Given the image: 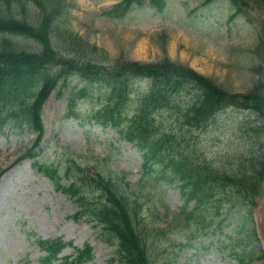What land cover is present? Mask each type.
Returning a JSON list of instances; mask_svg holds the SVG:
<instances>
[{"label":"rangeland","instance_id":"374dc122","mask_svg":"<svg viewBox=\"0 0 264 264\" xmlns=\"http://www.w3.org/2000/svg\"><path fill=\"white\" fill-rule=\"evenodd\" d=\"M203 1L166 0L162 14H156L155 10L141 5L135 7L128 17L116 22L109 20L106 15L116 0H64L66 19L73 35L103 47L109 61L124 58L152 63L169 56L175 64L190 66L230 92H245L258 78L250 70L259 64V59L254 60V56L248 53L256 51L260 37L264 38V10L261 8L252 12L253 22L240 27L239 33L218 34L225 25L217 21V11L200 6ZM27 14L35 16L32 7H27ZM263 63L262 59L260 64ZM133 85L137 83L133 82ZM61 86L67 88V92L74 90L76 104L83 110V116L84 112L110 97L105 87H91L74 77L62 82ZM138 91L137 88L136 93ZM67 92L64 97L51 95L44 105L46 132L38 158L52 161L64 152L98 156L108 165L112 164L113 171L123 172L121 177L125 175L127 181L138 180L139 160L133 149L124 143L120 144L125 154L124 160L123 157H114L116 153L106 152V142H113L116 147L119 144L114 132L105 134L96 125L91 129L88 125L81 128L75 121L59 119L66 107ZM134 94L132 92L130 95L132 101L138 97ZM250 116L248 112L232 108L223 110L204 130L196 133L194 140L200 143L203 150L206 149L207 155L215 162L223 161L229 153H243L244 142L237 128L240 126L242 135L246 129L255 126V117ZM254 134L255 131L246 133L245 139ZM33 139L31 133L14 130H7L5 135H0V169L12 165L23 150L30 147ZM260 140L264 141L262 138ZM148 200H152L150 203L155 206L154 211L148 203V213L160 218L162 228L170 224L173 214L179 211L183 203L174 186L165 187L164 191L155 193ZM225 211V208L220 210ZM74 212L66 197L56 193L48 180L33 171L31 160L15 165L0 180V264H42L43 253L33 241L35 238L55 237L71 240L78 247L92 245L94 256L90 264H117L111 260L114 247L103 242L91 225L83 220H72L70 216ZM230 217L224 221L220 231H208L201 240L191 241V235L184 231L185 228L169 230L161 249L162 257L167 256V264H238L217 244L218 240H224L231 233L230 230H234L233 241L228 247L240 250L246 245L245 252H253L247 264H264V260L259 258L260 246L255 241L248 243L241 239L244 230L247 233L252 230L253 223L244 220L241 230L235 226L238 224L237 218H233L232 224L228 225ZM181 242L183 248L178 251ZM71 252L67 248L61 256ZM159 256L160 253H157L155 260ZM159 264H163L162 261Z\"/></svg>","mask_w":264,"mask_h":264},{"label":"trees","instance_id":"16d2710c","mask_svg":"<svg viewBox=\"0 0 264 264\" xmlns=\"http://www.w3.org/2000/svg\"><path fill=\"white\" fill-rule=\"evenodd\" d=\"M12 1L15 0H0V128L9 119L18 124L28 122L32 125V120L37 123L41 105L54 86L50 78H46L41 74L42 65L39 63L48 60L51 56L48 35L51 32L54 19L46 10L50 7H55L54 3L43 1V6L46 10H43L38 25L33 26L11 12L24 9L25 2L29 0H20L18 8L9 9ZM34 1L41 6L38 0ZM233 1L236 5H238L239 1L244 3L243 0ZM252 1L257 2V0ZM56 3L59 4L57 1ZM9 34L19 37H31L42 48H40L38 53H27L16 42L12 41ZM141 68L139 70L141 74L139 75H146L152 79L150 93L145 100L153 99L160 107L159 110L169 105L168 96L170 92L179 87L181 89V86H184L185 83L193 84V73L190 71H185L184 75L181 76L170 72L166 68L154 66H141ZM125 73L135 74V68L130 71L127 70ZM113 80L116 81L117 77H114ZM217 97L218 101L221 102L224 95L220 93ZM31 100L32 102L29 103ZM240 102L251 108L262 106L261 97L258 95L240 97ZM144 105L150 106L151 103L146 101ZM200 107L201 105L198 106V110ZM144 111L146 109H143L130 124L120 125L124 127L127 138L139 142L141 147L145 149L147 159L161 161V164L157 167L156 173L147 171L143 181L137 185L135 190L126 189L125 191L128 195L130 192L138 200L136 197L137 191L152 192L155 187L159 186V179L172 181L170 174H168V167H170L174 177L181 181L185 205L180 210L181 217L179 218H184L185 221L189 220L192 213L204 214V210L207 209L212 200L215 203H219L229 199V197L232 200L239 198L241 187L239 183H235L240 181L237 180L236 176L219 175L216 171L210 170L207 163H203L198 167L192 166L174 143L177 134L176 127L172 125L162 129L157 128L156 122L150 120L149 115L145 114ZM107 119L113 120L114 116L111 113H107ZM194 121L186 120L185 122L192 125ZM34 128L37 129L36 127ZM168 144L169 150L166 151ZM255 171L256 166H252L251 176H255ZM66 177L74 183L71 187L68 186L64 189L57 186V189L70 194L74 201L77 200L76 204L82 209V213L88 219L95 220V223L106 231L107 239L117 237L119 243L117 254L122 264H148L145 253L147 244L150 246L149 238L145 239L143 233L136 231L134 218L129 209V204L136 207V200L129 196V202H126L120 194L118 195L106 187L108 183L103 184L100 182V186L107 193L105 198L111 209H107L103 205H98V208H91L84 200L80 201V199L76 198L78 187H76L75 182L82 178L80 168L70 166ZM223 181L231 184L228 189L226 185L221 188L218 187L217 184ZM253 185L252 181L247 184L248 188H252ZM246 190L242 188V192H246ZM132 199L133 201H131ZM189 201H194L195 203L190 212L186 211ZM148 232L153 235L162 231L157 228H150ZM40 245L49 252L51 258L55 257L62 247V243L59 240L40 242ZM88 258L87 250L81 251L78 257L69 264H82ZM240 261L242 263V260Z\"/></svg>","mask_w":264,"mask_h":264}]
</instances>
